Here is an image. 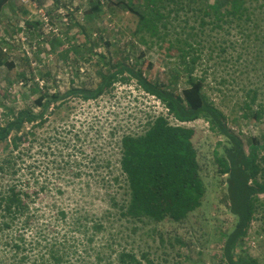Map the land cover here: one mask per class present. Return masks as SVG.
<instances>
[{"label":"trees","instance_id":"1","mask_svg":"<svg viewBox=\"0 0 264 264\" xmlns=\"http://www.w3.org/2000/svg\"><path fill=\"white\" fill-rule=\"evenodd\" d=\"M9 1L0 0V13ZM257 1H120L117 5L137 18L133 37L139 45L174 52L176 61L172 70H168L166 83H154L145 77L144 72L151 64L144 66L137 61L111 74L100 73L101 81L92 91L71 90L47 96L31 88L30 95L37 94L34 102L41 107L42 115L5 111L0 124V145L5 144V149H0V264H153L145 253L139 255L133 249H116L111 240H106L97 250L92 245L95 237L106 230L105 225L118 220L132 224L128 235L137 236L141 226L164 222L180 224L201 207L206 190L193 144L195 131L182 125L196 120L206 122L220 137L213 155L218 174L224 177L229 213L235 220L223 235L222 259L226 264H259L257 258L236 250L247 236L256 214L264 210L260 198L264 195V129L247 138L245 145L230 130L229 124L237 120L264 124V89L247 90L238 103L241 114L230 116L208 99L204 78L195 74L202 41L207 42L210 34L217 35L220 40L215 42L216 49L220 55H227L229 46L222 44V38L235 29L240 34L246 32L242 35L246 38L243 43L252 47L253 66L264 82V27L258 23V14L252 8ZM27 26L36 28L38 24L27 22ZM207 43L212 45L211 41ZM2 44L0 42V68L12 69L14 64L7 61ZM241 56L238 53L237 59ZM123 73L128 76L121 77V81L134 80L144 93L162 104L166 116L153 117L140 134L121 136L113 181L108 180L107 184L117 185L122 193L119 192L118 197L109 195L106 216L88 218L87 210L75 206V214L69 210L73 215L68 221L69 212L61 205L66 191L61 178L66 173L79 171L64 162L70 155H64L68 141L59 140L56 145L59 160L53 173L56 171L60 179L48 186L37 177V136L33 129L44 126L43 114L52 104L53 110L61 115L64 108L61 101L67 96L96 99ZM183 77L184 87L178 92L177 86ZM21 79H25L24 74ZM44 145L43 139L42 147ZM47 154L45 152L44 156ZM103 160L107 163L106 158L100 161L103 163ZM89 250H92L91 258ZM85 259L91 261L86 263Z\"/></svg>","mask_w":264,"mask_h":264},{"label":"rangeland","instance_id":"2","mask_svg":"<svg viewBox=\"0 0 264 264\" xmlns=\"http://www.w3.org/2000/svg\"><path fill=\"white\" fill-rule=\"evenodd\" d=\"M120 1L127 0H10L3 7L0 42L7 61L14 67L0 68V124L7 110L29 111L34 115L42 113L41 107L34 102L37 94L30 95L31 88H37L47 96L62 95L71 90L92 91L101 81L100 73L111 74L123 65L131 66L137 61L144 66L151 64L144 76L154 83L168 81V70H172L176 61L174 52L139 45L133 37L137 18L119 7ZM93 7L96 11H92ZM252 8L258 14V23L264 27V0L252 4ZM27 22L38 26L28 28ZM245 33L240 34L235 29L226 33L222 44L229 46L227 55H220L216 49L215 42L218 43L220 37L210 34L208 41L212 45L202 41L196 63L195 74L204 78L208 99L230 116L241 114L238 103L247 90L264 89L260 73L253 66L252 47L243 43ZM238 53L242 54L239 59ZM127 76V73L119 75V80L96 99L67 96L61 101L64 107L61 115L53 110L52 104L43 114L46 118L44 126L33 129L37 136V177L48 186L60 179L56 171L53 173L59 160L56 145L59 140L68 141L64 155H70L64 162L79 170L61 178L66 186L61 205L69 212L68 221L75 214V206L87 210L88 218L106 216L110 196L118 197V193H122L117 185L107 184L108 180L113 181L117 143L121 136L140 134L153 117L166 116L162 104L144 93L134 80L121 81V77L126 79ZM184 81V77L180 79L178 92L183 89ZM182 125L195 131L193 144L206 190L201 207L180 224L164 222L141 226L137 236L128 235L132 224L118 220L105 225L106 230L95 237L92 248L97 250L106 240H111L116 249H133L139 255L145 253L153 264H226L222 259L223 235L235 220L229 213L224 177L219 176L213 155L220 137L203 120ZM229 128L246 145L247 138L263 131L264 124L237 120L233 125L229 124ZM4 145H0L2 151ZM45 152L47 156H44ZM102 158H106L107 163L104 160L102 163ZM77 173L79 175H75ZM260 198L264 202V195ZM263 226L262 209L236 250L239 254L257 258L259 264L264 263ZM89 254L91 258L92 250Z\"/></svg>","mask_w":264,"mask_h":264}]
</instances>
